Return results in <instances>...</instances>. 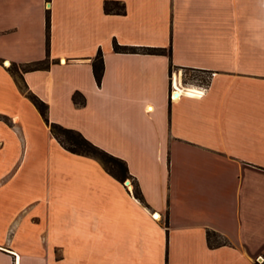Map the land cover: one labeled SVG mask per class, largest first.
Masks as SVG:
<instances>
[{"label":"crops","instance_id":"1","mask_svg":"<svg viewBox=\"0 0 264 264\" xmlns=\"http://www.w3.org/2000/svg\"><path fill=\"white\" fill-rule=\"evenodd\" d=\"M46 55L21 77L49 121L121 157L142 200L7 69ZM170 69L202 94L170 98ZM0 163V264H264V0H0Z\"/></svg>","mask_w":264,"mask_h":264},{"label":"trees","instance_id":"2","mask_svg":"<svg viewBox=\"0 0 264 264\" xmlns=\"http://www.w3.org/2000/svg\"><path fill=\"white\" fill-rule=\"evenodd\" d=\"M45 26H46V43L48 41V14L45 15ZM112 48L116 51H145V52H165L164 47L156 46H142V45H124L118 44L114 39L112 40ZM48 60L47 55L43 59L33 60L27 62L23 65H17L16 63H11L8 65V71L15 76L16 83L21 90V92L30 100L34 107L39 112L40 116L44 122L48 125L49 131L56 138V140L67 150L78 153L90 155L97 158L104 169L112 174L119 180H123L125 177L129 176L127 173V167L125 161L116 155L109 153L108 151L102 149L98 145L94 144L88 140L80 131L71 127H65L60 123L49 121L47 117V104L41 100L35 93H33L21 77V71L29 68H39L47 67ZM91 66L93 76L96 82H99L102 70V59L101 51L97 49L96 53L91 59ZM2 119L6 120L5 116H1ZM7 121V120H6ZM65 137H62L61 135ZM133 194L140 200H142L141 193L135 181L132 184ZM206 242L208 246H215L218 244L225 243L223 239L216 231L212 229H206L205 231ZM258 264V263H255Z\"/></svg>","mask_w":264,"mask_h":264},{"label":"built area","instance_id":"3","mask_svg":"<svg viewBox=\"0 0 264 264\" xmlns=\"http://www.w3.org/2000/svg\"><path fill=\"white\" fill-rule=\"evenodd\" d=\"M207 77L208 76H205L204 79L198 78V80L190 77V78H186L187 80L183 81L181 73L178 71L175 72L173 69H171L168 73V81H169L168 95L170 98H174V97L179 96L182 93H191V94H196V95L202 94V92L206 86ZM190 81H195L199 86L190 87V86L184 85V83H187ZM174 92H176V94ZM122 183L128 190H130L132 188V183L128 177H125L122 180ZM153 215H154V213H153ZM13 255H14V264H15V260L17 259V255L15 253H13ZM256 260L258 263H261L263 260V257L261 255H258L256 257Z\"/></svg>","mask_w":264,"mask_h":264},{"label":"rangeland","instance_id":"4","mask_svg":"<svg viewBox=\"0 0 264 264\" xmlns=\"http://www.w3.org/2000/svg\"><path fill=\"white\" fill-rule=\"evenodd\" d=\"M3 64H7L3 61ZM171 70V69H170ZM181 73V76L183 78V81L187 80L186 78H195L198 80V78L204 79L205 78V74L201 73L200 71H195V70H181L178 71ZM62 137H65L63 134L61 135ZM6 165L4 163H0V182L3 178L7 177L14 168V164L11 165V167L8 170H4V168L6 169L7 167H5ZM6 171V172H5ZM8 172V173H7ZM7 173V174H6ZM129 178V176H127ZM131 183L133 184V180L131 178H129ZM264 254V252H263ZM257 262V260H255Z\"/></svg>","mask_w":264,"mask_h":264},{"label":"bare ground","instance_id":"5","mask_svg":"<svg viewBox=\"0 0 264 264\" xmlns=\"http://www.w3.org/2000/svg\"><path fill=\"white\" fill-rule=\"evenodd\" d=\"M154 216H156V217H157V216H158V214H157V213H155V214H154Z\"/></svg>","mask_w":264,"mask_h":264},{"label":"water","instance_id":"6","mask_svg":"<svg viewBox=\"0 0 264 264\" xmlns=\"http://www.w3.org/2000/svg\"><path fill=\"white\" fill-rule=\"evenodd\" d=\"M176 94V92H174Z\"/></svg>","mask_w":264,"mask_h":264}]
</instances>
